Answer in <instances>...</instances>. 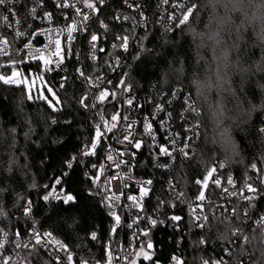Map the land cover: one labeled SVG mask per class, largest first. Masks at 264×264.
I'll list each match as a JSON object with an SVG mask.
<instances>
[{"label": "trees", "instance_id": "trees-1", "mask_svg": "<svg viewBox=\"0 0 264 264\" xmlns=\"http://www.w3.org/2000/svg\"><path fill=\"white\" fill-rule=\"evenodd\" d=\"M190 13L171 31L151 27L122 75L124 83L140 91L151 84L165 91L180 86L198 109L200 143L195 156L179 160L171 172H156L146 149L138 151L134 171L154 178L156 193L174 179L192 197L200 192L196 182L224 163L240 185H255L263 192L264 0H194ZM11 61H21L19 67L26 73L43 71L38 61L24 56L0 57V77L13 76L6 64ZM44 74L57 92L55 105L37 96L35 87L29 92L24 85L0 79V213L12 217L31 201L36 222L72 248L77 264H112L120 229L111 212L120 214L100 193L102 135L95 154L84 155L91 150L99 120L81 104L84 89L74 69L64 89L58 87L60 73ZM106 102L100 111L109 118L119 101L111 97ZM53 187L65 189L74 201H45ZM219 189L215 185L211 192L218 200L217 214L202 228L185 218L183 230L154 229L148 236L156 241L154 262L167 264L177 256L182 264H213L223 258L264 264V226L258 222L264 198L237 203L235 215L226 218L220 211ZM28 255L37 256L40 264H53L42 251Z\"/></svg>", "mask_w": 264, "mask_h": 264}, {"label": "built area", "instance_id": "built-area-1", "mask_svg": "<svg viewBox=\"0 0 264 264\" xmlns=\"http://www.w3.org/2000/svg\"><path fill=\"white\" fill-rule=\"evenodd\" d=\"M92 2L96 5L95 11L85 7L83 0H12L9 4L0 5V57L24 56L30 59L38 57L37 50L48 55L55 51L56 41H60L63 62L57 66L55 61L58 58L51 57L53 63L48 66L51 70L45 69L44 72L60 73L58 87L64 89L70 80L69 72L74 69L84 89L81 96L83 106L99 120L104 144V178L100 193L106 200L113 195L119 197L110 203L118 210L121 218L118 225L119 238L111 254L112 264H163L154 262L156 241L148 236L158 226L183 230L185 226L182 222L185 218L197 225L204 224L207 220L205 217L217 214L218 211V200L211 196L213 186L220 188V205L223 207L220 211L223 210L226 218L235 215L237 203L254 204L259 198L263 199L264 191L259 192L255 185H240L227 172L224 163L212 167L204 178L198 180L199 183L196 182L200 192L192 197L174 179L165 183L164 192L158 190L156 193L154 178L136 175L134 167L138 151L146 149L156 172H171L179 160H191L200 143L198 109L189 97L183 95L180 86L165 91L158 85L151 84L145 91H140L132 84L124 83L125 76L122 75L132 57L141 50L144 36L150 28L157 26L168 31L176 29L189 18L194 0ZM65 3L70 6L63 7ZM32 9H35V13ZM77 9L80 11L77 12ZM84 14L89 16L87 21L83 20ZM73 24L77 26V30L72 33L73 38L69 41L67 28ZM93 34L98 37L94 46L91 42ZM124 37H127L126 48L122 46ZM81 72L83 76L80 75ZM102 91L108 93L103 103L97 99ZM111 97L118 99L119 106L109 118H104L100 109ZM129 100L132 101L131 104L128 103ZM113 115H117L116 127L107 131L105 122L110 126ZM148 125L151 126L150 132L146 130ZM129 131L131 143L124 140ZM136 142L141 143L139 149L134 147ZM161 147L171 155L161 153ZM110 153L114 161L107 160ZM115 164H120V167H115ZM209 173V183L203 191ZM148 181L151 184H147ZM141 187L147 188L142 197ZM53 188L57 195L65 196V189ZM201 193L204 195L203 199H200ZM129 196L137 197L138 207L128 199ZM50 199L53 202L58 200ZM29 202L31 201H27L12 217L0 214V243L3 244L0 248V264H5V261L7 264H40L37 256L28 255L33 250L44 252L53 264H77L72 248L54 231L42 228L36 222L32 203L31 213L25 215L24 209ZM184 212L189 215H184ZM173 216L180 219L173 220ZM151 220H156L157 223L153 226ZM258 222L264 226V213ZM48 233L51 235H46ZM37 234L40 236L39 244L35 239ZM149 243L154 245V249L148 247ZM178 261H182V258L173 256L167 264ZM213 264L251 263L243 259L234 263L223 258Z\"/></svg>", "mask_w": 264, "mask_h": 264}, {"label": "snow or ice", "instance_id": "snow-or-ice-1", "mask_svg": "<svg viewBox=\"0 0 264 264\" xmlns=\"http://www.w3.org/2000/svg\"><path fill=\"white\" fill-rule=\"evenodd\" d=\"M11 2H12V0H0V5L9 4V3H11ZM99 2H100V3H104V0H99ZM83 3H84V5H85V7H87L88 9H91L92 11H95V10H96V5H95L94 2H92V0H83ZM62 6H63V7H69L70 5H68L67 3H65V4H63ZM32 11H33V13H35V9H32ZM79 11H80V10L77 9V12H79ZM48 18L51 19L50 16H49ZM4 19L7 20V17H4ZM88 19H89V16H88L87 14H84V15H83V20H84V21H87ZM181 22H183V21H181ZM105 27H106V25H105ZM76 30H77V26H76L75 24H73V25H71V26H69V27L67 28V32H68V37H67V38H68L69 41L72 40V38H73V37H72V33H73L74 31H76ZM18 35H22V33H18ZM97 39H98V37H97L95 34H93V35L91 36V42H93V46H94L95 42L97 41ZM123 41H124V43H123L122 46H124V47L126 48V46H127V37H124V38H123ZM5 43H7V42L5 41ZM37 51H38V58H39L40 60L43 61L46 70H51V69L48 68V66L51 65V64L53 63V60L51 59V57H57V58H58V59L55 61V63L57 64V66H59V64L63 62V56L61 55V52H60V41H59V40L56 41V44H55V51L50 52L48 55H45V52H44V51H40V50H37ZM12 75H13V77H15V76L17 75V73L14 71ZM80 75L83 76V75H84L83 72H81ZM0 79H2L3 82H4L5 84H15V83H17V81H16L15 79H12V78H4V77H0ZM49 91H51V89H49ZM107 96H108L107 91H102V92L99 93V97H98L97 99H99V101H100L101 103H103ZM128 103L131 104L132 101L129 100ZM81 104L83 105V100L81 101ZM85 106H86V105H85ZM93 106H94V105H93ZM117 115H118V114H117ZM117 115H113V116L111 117L113 123H112L110 126L107 124V122H105V128L107 129V131H111L113 128L116 127V123H115V122L117 121ZM125 119H127V117H125ZM130 127H131V126L129 125V128H130ZM146 130H147L148 132H150V131H151V126L148 125V126L146 127ZM261 131H264V129H262ZM101 135H102V133H101V131H100V127L97 126V128H96V135H95V138H94L93 143L91 144V150H85L84 155H94V154H95V149L97 148V144L99 143V140H100ZM130 136H131V132L129 131V133H128L127 135L124 136V140H127V141H129V143H131L132 141L129 139ZM134 147L137 148V149H139V148L141 147V143H140V142H136V143L134 144ZM160 152L163 153L164 155H171V153H169V152L167 151V149H165V148H163V147L160 148ZM121 155H123V154L121 153ZM75 159H76V158L73 157L70 161L67 162V167H68L69 169H71V168L73 167V162L75 161ZM107 160H109V161H114V157H113V155H112L111 153L107 156ZM94 167H95V166H94ZM115 167L119 168V167H120V164H115ZM100 172H101V173L104 172V168H103V166L100 167ZM117 174L119 175V173H117ZM109 180H110V178H109ZM60 183H61V182H60L59 179L56 180V184H60ZM197 183H199V181H198ZM147 184H151V181H148ZM250 190H252V189H250ZM253 191H254V190H253ZM146 192H147V188H146V187H141V189H140L141 197H142L143 195H145ZM50 198H54V199H58V200H62L64 204H69V202L74 201V197H73L72 195H65V196H59V195H57V194H56V189H55V188H53L51 191H49V192H48L46 195H44V197H43V199H44L45 201H48ZM203 198H204V195H203V193H201V195H200V199H203ZM115 199H119V197L113 195V196H111V197L108 198V200H109V206H111V203H110V202H111L112 200H115ZM128 199H129L130 201H133V205H134V206H137V207L139 206V201L137 200V197L129 196ZM31 210H32V208H31V202H29V203H28V206L24 209L25 215L30 214V213H31ZM0 214H2V213H0ZM111 215L114 217L115 225L118 226V225L121 223V218H120V216L117 215L114 211L111 212ZM172 219H173V220H179L180 217H178V216H173ZM204 219L206 220L207 218L205 217ZM156 223H157L156 220H151V224H152L153 226H154ZM198 226H199V227H203V224L201 223V224H199ZM129 227H131V225H129ZM112 231H115V227L112 229ZM46 235L50 236L51 234L48 233V234H46ZM35 239H36V243L39 244V243H40V236H39V234L36 235ZM92 239H96V233H95V232L92 233ZM57 243H59V242L57 241ZM201 243H203V241H201ZM2 247H3V244L0 243V248H2ZM148 247L151 248L152 245L149 243ZM145 258H146V259L148 258L147 255L145 256ZM69 259H71L70 256H69ZM5 264H7V261H5Z\"/></svg>", "mask_w": 264, "mask_h": 264}, {"label": "rangeland", "instance_id": "rangeland-1", "mask_svg": "<svg viewBox=\"0 0 264 264\" xmlns=\"http://www.w3.org/2000/svg\"><path fill=\"white\" fill-rule=\"evenodd\" d=\"M31 60L39 62V66L43 70L41 74L39 73V71L36 72L33 69H31L29 73L24 72V70L19 67V65L22 64L21 61H11L6 63L8 66H11L13 68V72L15 71L17 74H19V77L15 79L17 81V83L15 84L24 85L29 92H32V89H34V87L37 85V89H34L36 95L39 96L42 100L47 99L50 104L55 105L54 101H57L58 95L56 90H54L52 85L47 81L46 76H44L45 65L43 61L40 60L38 57H32L29 59V61ZM2 77L5 78V76ZM49 89H51V91H49ZM210 174L211 173L207 175V179L203 186V191H205L208 186L209 183L208 179H210L211 176ZM181 263L182 261H178L177 263H171V264H181Z\"/></svg>", "mask_w": 264, "mask_h": 264}, {"label": "water", "instance_id": "water-1", "mask_svg": "<svg viewBox=\"0 0 264 264\" xmlns=\"http://www.w3.org/2000/svg\"><path fill=\"white\" fill-rule=\"evenodd\" d=\"M17 77H18V74H17L15 77L12 76V77H10V78H12V79H16ZM35 88H37V86H35ZM152 249H154V245H152L151 250H152ZM96 264H101V263H96Z\"/></svg>", "mask_w": 264, "mask_h": 264}]
</instances>
